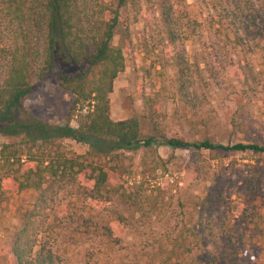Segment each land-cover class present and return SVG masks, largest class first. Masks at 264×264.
Returning a JSON list of instances; mask_svg holds the SVG:
<instances>
[{
	"label": "rangeland",
	"instance_id": "1",
	"mask_svg": "<svg viewBox=\"0 0 264 264\" xmlns=\"http://www.w3.org/2000/svg\"><path fill=\"white\" fill-rule=\"evenodd\" d=\"M170 1L182 42L175 49L169 47L159 7L143 3L142 16L122 46L125 69L109 96L110 119L122 121L138 115L143 134H148L142 115L143 101L150 97L170 137L264 145V42L247 54L234 45L231 27L222 17L232 0ZM103 2L116 4V0ZM119 32L120 28L112 42L115 47L120 46ZM177 53L187 58L195 73L193 96L187 98L175 91L172 57ZM71 102L72 97L59 90L52 75L24 102L21 117L64 125ZM16 142L0 137V148ZM62 146L68 155L87 151L70 140ZM122 164L124 174L116 175L106 187L109 200L105 203L67 196L57 201L51 230L54 249L63 260L70 264H169L159 246L169 247L175 240L182 244L186 238L184 245L201 264L226 255L222 245L228 241L236 246L238 257L216 264H264V154L159 147L125 153ZM123 193L142 203L143 215L136 214L132 204H124ZM36 197L34 191H13L0 207V264H8L5 253L21 216ZM210 198H219L218 210L205 202ZM151 199L153 207L147 203ZM202 207L219 219L217 226L224 223L230 240L214 247L193 236L207 217ZM117 215L125 217L123 226L115 220Z\"/></svg>",
	"mask_w": 264,
	"mask_h": 264
},
{
	"label": "trees",
	"instance_id": "2",
	"mask_svg": "<svg viewBox=\"0 0 264 264\" xmlns=\"http://www.w3.org/2000/svg\"><path fill=\"white\" fill-rule=\"evenodd\" d=\"M143 3L157 4L165 41L177 48L182 42L181 26L170 0H116L115 6L103 0H0V137L18 141L0 148V207L13 191L37 193L5 253L8 264H70L54 249L51 224L56 203L64 196L88 203L108 201L106 187L116 175L124 174L125 153L165 147L210 154H264V145L259 144L222 145L170 137L150 97L143 101L142 115L148 134H143L138 115L122 121L110 119L109 96L125 69L122 46L142 16ZM222 17L231 27L234 45L245 54L264 42V0H232ZM119 28L120 46L115 47L112 42ZM172 64L176 95L193 96L192 65L182 53L172 57ZM52 75L59 90L72 97L65 124L23 119L24 102ZM65 140L86 146L87 151L68 155L62 146ZM120 197L124 204L134 206L136 214H144L140 201L124 193ZM152 201H147L151 207ZM205 202L216 210L220 207L219 198ZM203 210L206 220L193 236L199 235L214 247L230 240L224 223L217 226L219 219L213 212ZM115 220L123 226L125 217L117 215ZM185 242L186 238L182 244L176 240L169 247L161 244L158 251L167 256L164 262L201 264ZM228 242L222 245L226 247L223 254L228 253L211 264L238 257L236 246Z\"/></svg>",
	"mask_w": 264,
	"mask_h": 264
}]
</instances>
